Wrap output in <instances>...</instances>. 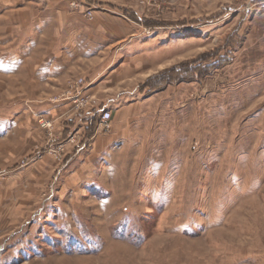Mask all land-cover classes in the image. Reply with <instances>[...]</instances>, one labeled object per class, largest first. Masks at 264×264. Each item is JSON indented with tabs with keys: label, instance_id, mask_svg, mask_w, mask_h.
I'll list each match as a JSON object with an SVG mask.
<instances>
[{
	"label": "rangeland",
	"instance_id": "rangeland-1",
	"mask_svg": "<svg viewBox=\"0 0 264 264\" xmlns=\"http://www.w3.org/2000/svg\"><path fill=\"white\" fill-rule=\"evenodd\" d=\"M67 1L128 16L136 41L165 48V66L99 93L130 89L121 100L74 103L47 127L20 115V133L0 137V201H13L3 182L15 169L53 160L38 198L10 206L21 211L0 236V264H264V0ZM45 89L0 76V126L49 106L29 103ZM83 123L79 145L96 134V167L72 182Z\"/></svg>",
	"mask_w": 264,
	"mask_h": 264
},
{
	"label": "crops",
	"instance_id": "crops-1",
	"mask_svg": "<svg viewBox=\"0 0 264 264\" xmlns=\"http://www.w3.org/2000/svg\"><path fill=\"white\" fill-rule=\"evenodd\" d=\"M140 33L138 23L109 7H83L81 11H74L67 0H0V76H19L28 79L29 86L36 89L50 88L35 90L29 101H45L49 106H31L29 111L14 116L12 128L10 123L0 126V137L11 129L13 135L20 133V115L51 120L62 108L71 113L74 96L80 90L81 96L91 101L94 111L96 103L108 104L114 96L118 101L128 95L131 90L124 88L114 96L99 98L101 91L121 87L146 68L164 67L166 62V58L159 55L165 48H153L146 41H136ZM77 77L84 78L83 85L77 86L76 80L73 85L68 83ZM65 90L70 92L63 95ZM87 115L81 112L79 117L84 120ZM84 126L85 123L74 137L76 146L72 149L78 153L64 171L67 180L72 182L87 179L90 174L85 172L96 167V134L87 138L85 147L79 145L86 134ZM71 145L67 144L68 155H73L69 151ZM51 161L30 162L27 168L15 169L3 182L13 201H0V236L8 229L6 222L19 217L21 207L10 208L14 199L38 198L40 176L51 172Z\"/></svg>",
	"mask_w": 264,
	"mask_h": 264
},
{
	"label": "built area",
	"instance_id": "built-area-1",
	"mask_svg": "<svg viewBox=\"0 0 264 264\" xmlns=\"http://www.w3.org/2000/svg\"><path fill=\"white\" fill-rule=\"evenodd\" d=\"M83 83H84V80L80 79L79 81L76 82V85L81 86V85H83ZM81 92L82 91L80 90L74 96V103L77 104V108H79L81 104L83 105L88 100V97L81 96ZM112 120H113L112 110L104 109L101 113V116H100V127L103 129H109L111 127ZM39 122L42 126H45V127L51 125V120L45 119L44 117L40 118Z\"/></svg>",
	"mask_w": 264,
	"mask_h": 264
}]
</instances>
